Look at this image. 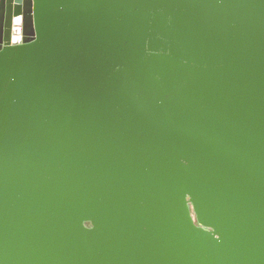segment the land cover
I'll return each mask as SVG.
<instances>
[{"label": "water", "instance_id": "95a60500", "mask_svg": "<svg viewBox=\"0 0 264 264\" xmlns=\"http://www.w3.org/2000/svg\"><path fill=\"white\" fill-rule=\"evenodd\" d=\"M0 264H264V0H0Z\"/></svg>", "mask_w": 264, "mask_h": 264}]
</instances>
